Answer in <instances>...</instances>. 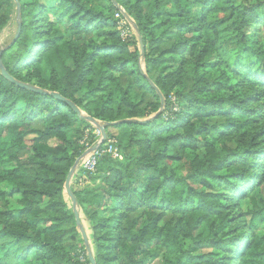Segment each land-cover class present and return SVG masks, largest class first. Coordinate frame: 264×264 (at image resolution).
<instances>
[{
	"label": "trees",
	"instance_id": "obj_1",
	"mask_svg": "<svg viewBox=\"0 0 264 264\" xmlns=\"http://www.w3.org/2000/svg\"><path fill=\"white\" fill-rule=\"evenodd\" d=\"M40 1L0 0V35L13 18L20 26L0 61L16 81L106 123L116 141L122 160L102 155L70 187L95 264H145L158 251L162 264H264V235L211 238L221 224L242 228L226 212L235 198L264 223V40L255 35L264 0H46L54 19ZM114 4L137 37L120 36ZM93 130L64 102L0 73V264H90L64 187ZM183 159L187 176L168 171ZM187 242L213 250L196 254Z\"/></svg>",
	"mask_w": 264,
	"mask_h": 264
},
{
	"label": "rangeland",
	"instance_id": "obj_2",
	"mask_svg": "<svg viewBox=\"0 0 264 264\" xmlns=\"http://www.w3.org/2000/svg\"><path fill=\"white\" fill-rule=\"evenodd\" d=\"M41 4H47L48 8L51 9V12L49 14V19H54V17L59 13V9H57V6L53 4L51 1H46L42 0L40 1ZM117 5V4H115ZM118 7L121 8V6L117 5ZM117 9V8H116ZM124 10L123 8H121ZM53 10V11H52ZM124 14L126 16L125 21L128 23L129 26L125 27L124 31L126 34L122 35V31L120 30V36L122 38H126L128 36H135L137 37V31L133 29V25H135V22L133 21L132 17L130 14H127V12L124 11ZM116 28L118 30V24H116ZM16 27L14 24V18L13 20L9 23V25L3 30V32L0 35V49L3 48L5 44L10 42V40L14 37V34L16 33ZM257 39H263L264 40V26H258L257 31L255 33ZM138 48L140 49V53L143 54L144 48L143 44L141 42V39L138 38ZM155 116V115H154ZM153 117V116H151ZM151 117L147 118L150 119ZM264 119V118H263ZM142 120V119H141ZM91 125V124H90ZM92 126V125H91ZM93 127V126H92ZM106 129V127H105ZM109 133L112 135H116L117 132L113 129L109 130ZM204 141L202 138L196 137V142H197V155H200L204 152ZM168 165V171H174L178 176L185 177L189 174V169L190 165L189 163L183 159L180 162H172V161H167ZM232 183L235 184V180L232 181ZM71 187V185H70ZM194 189L203 191V193H223L227 195L228 197L231 198L233 195L232 191L227 190L223 186H216L213 188H208L205 186H200V185H194L192 186ZM79 188V187H77ZM240 189V188H239ZM258 190L260 191L263 199H264V179L260 184L258 185ZM226 212H230V216H235L237 219L240 220L242 228L232 230L229 227H225L224 225H220L213 233L211 238L217 239V240H224V241H229L232 238L236 237H241L240 233L243 232H248V235L250 232L254 235H264V223H259L258 225H254L252 223V215H251V206L248 204L247 200H244L242 198H235L233 202L228 201L226 202ZM199 232H196L198 234ZM205 235V234H204ZM242 238L239 240V242H235L234 240L231 242L230 246L234 249V251L240 246L242 243ZM186 246L188 247L189 250L195 251L196 254L202 253V252H210L213 249H209L208 247H203V246H198L196 244H191V242H187ZM91 249V246H90ZM196 249V250H195ZM93 255V254H92ZM163 253L162 252H157L156 253V258L154 259H146L145 264H162L163 263Z\"/></svg>",
	"mask_w": 264,
	"mask_h": 264
},
{
	"label": "water",
	"instance_id": "obj_3",
	"mask_svg": "<svg viewBox=\"0 0 264 264\" xmlns=\"http://www.w3.org/2000/svg\"><path fill=\"white\" fill-rule=\"evenodd\" d=\"M14 2H15L16 6H17V9H18V2H17V0H14ZM114 5H115V4H114ZM115 7L117 8V10H121V8L118 7L117 5H115ZM124 16H125V14H124ZM125 18H126V16H125ZM19 29H20V26L17 27V31H16V34H15L14 39L17 38V36H18V34H19ZM133 29L136 30L135 25H133ZM0 55H1V52H0ZM0 73H1V76H2L5 80H7L8 82H10V83L13 84V85H16V86H18V87H20V88H22V89L30 90V91L35 92V93H38V94L49 95V96H51V97H53V98H55V99H57V100H59V101L64 102L65 104H67V105L72 109V111H73L74 113H76L78 116L84 118L85 121H87L89 124H91L92 126H94L95 128H97V129L100 131V133H101V137H102L100 143H103V142H104V140H105V138H106V135H105V132H104V131H105V127L107 126L106 123H104V122H100V121H97V120H95V119H93V118H91V117L85 116V115L79 110V108H78L77 106H75L71 101H69V100H67V99H65V98H63V97H61V96H60L59 94H57V93H49V92L44 91V90H42V89H39V88H37V87H34V86H31V85L24 84V83H21V82H19V81H16L15 79H13L11 76H9V75L7 74V72L5 71V69L3 68L2 64H1V61H0ZM149 82H150V81H149ZM150 84H151V86L157 91V89L153 86V84H152L151 82H150ZM158 95H159V97H160V99H161V102H162V104H163V98H162V96L159 94V92H158ZM92 150H94V148H93V149H90V150H88V151H86V152H85L80 158H82L83 156H85L86 154H88L89 152H91ZM80 158H78V159L76 160V162L74 163V165H73L72 168L70 169V171H69V173H68V175H67L66 181H65V187H64V189H65V193H66V195H67V196L70 198V200H71V203H72V210H73V214H74L75 223H76V226H77V228H78V230H79V233H80V235H81V237H82L83 243H84V245H85L86 254H87V257H88L89 263H90V264H95V260H94V257H93V255H92V251H91V249H90V247H89V244H88L87 236H86L85 231L83 230V228H82V226H81V223H80V220H79V213H78V210H77V207H76V205H77V204H76V200H75V198H74V196H73V194H72V192H71V188H70L71 179H72L73 175H74L75 172H76L77 164H78Z\"/></svg>",
	"mask_w": 264,
	"mask_h": 264
},
{
	"label": "built area",
	"instance_id": "obj_4",
	"mask_svg": "<svg viewBox=\"0 0 264 264\" xmlns=\"http://www.w3.org/2000/svg\"><path fill=\"white\" fill-rule=\"evenodd\" d=\"M115 18L119 20L118 22V30L122 31V35L126 34L124 29L125 27L129 26L128 23L125 21V16H124V10H118V12L115 14ZM94 130L92 131V143H89L87 141V133L84 137V139L82 140L81 144L84 147V151L82 153V155L90 150L93 149L91 152H89L88 154H86L85 156H83L82 158H80L78 164H77V168H76V173L77 171H81L85 176H88L92 173L95 172L96 166H97V162L99 160V158L102 155H108L110 156V158H112L113 160H122V156L118 150V148L116 147V141L113 138L107 139V137L105 138L103 143L101 142V133L100 131L95 128L93 126ZM81 185H83V183H81Z\"/></svg>",
	"mask_w": 264,
	"mask_h": 264
},
{
	"label": "crops",
	"instance_id": "obj_5",
	"mask_svg": "<svg viewBox=\"0 0 264 264\" xmlns=\"http://www.w3.org/2000/svg\"><path fill=\"white\" fill-rule=\"evenodd\" d=\"M75 174H76V172H75ZM75 174H74V175H75ZM74 175H73V177H72V179H71V183H70V185H71L72 182H73ZM80 217H81V222H80V223H81V226H82L83 230L85 231V234H86L87 239H88V244H89V247H90L91 245H90L89 241H90V238H91V231H90L89 225H88V223L86 222L85 218H84L81 214H80Z\"/></svg>",
	"mask_w": 264,
	"mask_h": 264
}]
</instances>
